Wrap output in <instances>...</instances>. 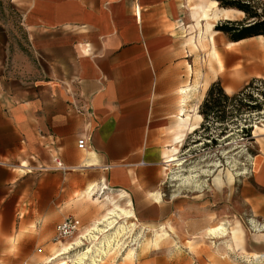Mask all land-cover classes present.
<instances>
[{
  "label": "crops",
  "instance_id": "0c3cea01",
  "mask_svg": "<svg viewBox=\"0 0 264 264\" xmlns=\"http://www.w3.org/2000/svg\"><path fill=\"white\" fill-rule=\"evenodd\" d=\"M195 1L0 0L1 253L13 251L20 222L53 228L90 189L88 198L98 193L122 199L136 222H159L171 212L163 161L168 127L179 119L178 95L190 88L183 86L182 46L190 29L197 30L195 22L203 30L225 20L202 17L220 9L216 1ZM7 5L11 13L33 11L39 25L60 26L69 35L72 67L57 75L72 82L36 86L20 80L33 67L4 20ZM212 28L207 40L217 62L216 73L207 75L214 77L211 83L219 79L229 95L264 78L261 37L215 48L220 32ZM262 144L250 183L242 185L238 214L243 206L264 211V138Z\"/></svg>",
  "mask_w": 264,
  "mask_h": 264
},
{
  "label": "rangeland",
  "instance_id": "374dc122",
  "mask_svg": "<svg viewBox=\"0 0 264 264\" xmlns=\"http://www.w3.org/2000/svg\"><path fill=\"white\" fill-rule=\"evenodd\" d=\"M199 1H195V6ZM217 6L216 2L215 7L219 8ZM5 10L4 20L13 26L12 36L18 38L19 54L28 57L29 69L30 64L33 67V74L28 78L20 77V80L34 82L36 86L49 81L72 82L73 77L57 75L62 69L68 71L72 67L69 62L70 47L66 41L69 35L60 26L45 29L39 25L42 23L33 11L27 12L19 7L18 11L11 13L9 5L5 6ZM242 18L243 15L230 13L227 20ZM217 23L214 22V26ZM194 29L197 30L190 29V35L182 46L187 60L183 86H190L187 88L190 91L178 95V116L183 108L185 115L192 116L191 123L197 124V129L188 133L181 143H175L179 126L177 115L168 127L169 141L164 148L163 162H166L167 155L174 156L176 162L164 164L163 190L170 202L171 212L159 222L146 224L137 220V227L123 243L120 242V246H115V250H109L105 256L100 254L101 260L96 264H251L252 255H264V211L252 212L243 206L242 213L238 214L236 209V203L240 204L242 185L250 183L255 172L254 163L263 148L264 105L260 112L240 114L236 111L235 102H227L224 115H218V118H223L222 121L210 116L203 123L202 116L201 122L194 117L195 111L199 113V106L214 79H208L207 75L216 73L212 66L216 59L210 55L212 49L209 51L207 40L209 34L196 23ZM214 39L215 48L220 42L228 41L222 33L216 34ZM255 41L261 42L259 39ZM188 66L191 67L190 72ZM216 81L226 86L219 79ZM206 84L207 89L204 90ZM253 87L264 90L260 83ZM250 93L257 98L258 104L263 103L255 90ZM182 98L185 100L183 103ZM245 101L253 103V100ZM187 177L192 178L183 180ZM111 201L117 199L107 194L99 197L98 193L91 198L85 196L81 199L83 203L74 206V211L67 216L81 221L79 231L90 228L101 220ZM221 224L227 233L224 236L210 235L209 230ZM54 227L47 228L43 222L35 226L20 222L19 236L12 242L16 246L12 252H0V264H45L48 259L51 262L60 243L70 239L55 242ZM237 227L242 231L241 238L231 240L229 232ZM86 246L75 249L67 257L73 258ZM57 262L52 264H64Z\"/></svg>",
  "mask_w": 264,
  "mask_h": 264
},
{
  "label": "bare ground",
  "instance_id": "6f19581e",
  "mask_svg": "<svg viewBox=\"0 0 264 264\" xmlns=\"http://www.w3.org/2000/svg\"><path fill=\"white\" fill-rule=\"evenodd\" d=\"M230 12L231 14L232 12H234V13L243 15L241 12H238L235 10L229 11L225 9H219L216 11L210 10V14L208 13L209 15L205 13L203 14L202 17H204L205 20L210 19L213 21L217 20L219 17H222L223 19L227 20L228 18H230ZM205 25H206L205 32L206 33L211 32V28L213 27L212 23L209 24L208 22ZM210 55L212 58L216 59V55L213 49L211 50ZM216 62H217V59H216ZM180 94L185 95L186 93L184 90H181ZM184 101L182 98V103ZM193 115L198 121H201L202 118L199 114L196 113V111L194 112ZM179 117H180L179 126L177 130V134L175 135V138H174L175 143H181L188 133H192L196 131L197 129V124L191 123L192 116L185 115L183 108H181L179 111ZM165 159H166V162H164V164L165 163L172 164L176 162V158L172 155H167ZM189 178L191 179L192 177L183 178V180L189 181ZM91 193L93 192L90 189L87 191L86 194L88 196ZM136 227H137V223L135 221V218L132 212L129 209H127L125 206H123L122 199H118L117 201H111L110 208L104 212L100 221L95 222L94 225L90 228H83L80 231L78 230V232L75 233V236L73 237L71 236L67 242L60 243V248L58 249L55 256L51 259V262L49 261L50 262L49 263L48 262L49 259H48L46 263L48 262V264H52V263H56V261H59L57 263L85 264L84 262L88 261L87 264H96L97 262L101 260L99 259V257H101L102 255L105 256L106 253L109 252V250L114 249L115 246L116 247L120 246L123 243V240L128 236V234H131V232H133ZM209 233L210 235H213V236L214 235L224 236L227 233V229L221 224L213 229H210ZM229 235H230L231 240L238 241L241 238L242 231L239 227H237L232 232H229ZM84 243L87 245L84 250L76 252L73 255V258L67 257V255L70 252H74L75 249L77 250V248L85 246ZM101 247H103V250H101ZM93 249L95 250L96 253L93 251ZM263 261H264V255H252L251 263L259 264Z\"/></svg>",
  "mask_w": 264,
  "mask_h": 264
},
{
  "label": "trees",
  "instance_id": "16d2710c",
  "mask_svg": "<svg viewBox=\"0 0 264 264\" xmlns=\"http://www.w3.org/2000/svg\"><path fill=\"white\" fill-rule=\"evenodd\" d=\"M216 2L220 9L241 12L243 18L219 22L214 26L215 32L222 33L231 43L253 37H261L264 43V0H216ZM256 83L264 86V80L252 79L231 96L224 92L219 81L211 83L199 106L198 114L203 117V123L207 122L210 116L222 121L223 118H218V115H224L227 102H235L236 111L241 112L240 114L260 112L264 105V90L254 88ZM252 90H255V94L263 100V103H257V98H253V93H250ZM245 99L253 100V103H248ZM242 129L246 131L245 128Z\"/></svg>",
  "mask_w": 264,
  "mask_h": 264
},
{
  "label": "built area",
  "instance_id": "2783aa9c",
  "mask_svg": "<svg viewBox=\"0 0 264 264\" xmlns=\"http://www.w3.org/2000/svg\"><path fill=\"white\" fill-rule=\"evenodd\" d=\"M83 146H84V140L80 139L78 141V148L82 149ZM57 165H60V163L57 162ZM80 227H81V222L79 219L73 216H67L55 226L54 229L55 242H61L70 238L80 229Z\"/></svg>",
  "mask_w": 264,
  "mask_h": 264
}]
</instances>
